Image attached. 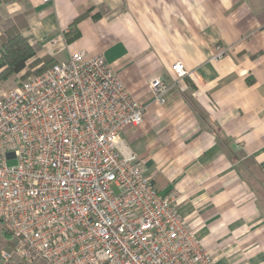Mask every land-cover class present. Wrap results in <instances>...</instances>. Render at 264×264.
I'll return each mask as SVG.
<instances>
[{
  "label": "crops",
  "instance_id": "1",
  "mask_svg": "<svg viewBox=\"0 0 264 264\" xmlns=\"http://www.w3.org/2000/svg\"><path fill=\"white\" fill-rule=\"evenodd\" d=\"M23 16L28 64L102 53L141 101L152 78L171 86L121 138L218 264H264V0H0V36ZM217 44L234 50L209 63ZM9 237L0 225V253Z\"/></svg>",
  "mask_w": 264,
  "mask_h": 264
},
{
  "label": "built area",
  "instance_id": "2",
  "mask_svg": "<svg viewBox=\"0 0 264 264\" xmlns=\"http://www.w3.org/2000/svg\"><path fill=\"white\" fill-rule=\"evenodd\" d=\"M53 0H43L51 2ZM234 50L217 44L209 63ZM171 70L187 75L181 62ZM135 98L102 53H73L0 98V225L14 264H218L161 194L121 133L171 89L148 81ZM16 160L15 166L9 162Z\"/></svg>",
  "mask_w": 264,
  "mask_h": 264
},
{
  "label": "trees",
  "instance_id": "3",
  "mask_svg": "<svg viewBox=\"0 0 264 264\" xmlns=\"http://www.w3.org/2000/svg\"><path fill=\"white\" fill-rule=\"evenodd\" d=\"M5 1L9 2L11 0ZM25 19L26 16L18 17L17 24L0 36V78L15 76L26 70L25 74L20 77L21 81H26L32 76L42 74L45 70L55 65L47 58L42 59V62L45 63L40 67H38L41 63L40 60H35L28 64L34 58L35 51L22 33L27 28ZM80 19L82 17L78 18V21ZM78 21H75L73 28L77 26ZM66 37L72 40L74 37L75 39L78 38L79 35L75 30H72L66 34ZM49 64L51 66H48Z\"/></svg>",
  "mask_w": 264,
  "mask_h": 264
},
{
  "label": "rangeland",
  "instance_id": "4",
  "mask_svg": "<svg viewBox=\"0 0 264 264\" xmlns=\"http://www.w3.org/2000/svg\"><path fill=\"white\" fill-rule=\"evenodd\" d=\"M50 64L48 66H51ZM20 82H22L20 80V78H17L15 76L7 77V78H0V98H2V96H3L4 93L9 92L13 88L17 87L20 84ZM16 164H17L16 160H12V161L9 162V165L11 167L12 166H15ZM2 231L8 233L4 229L3 226H2ZM8 236H10L9 233H8ZM0 264H14V263H11V262L10 263H6V262L2 261L1 258H0Z\"/></svg>",
  "mask_w": 264,
  "mask_h": 264
}]
</instances>
